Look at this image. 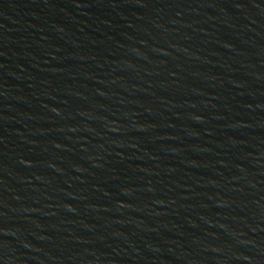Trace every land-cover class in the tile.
I'll list each match as a JSON object with an SVG mask.
<instances>
[{
  "label": "water",
  "instance_id": "1",
  "mask_svg": "<svg viewBox=\"0 0 264 264\" xmlns=\"http://www.w3.org/2000/svg\"><path fill=\"white\" fill-rule=\"evenodd\" d=\"M0 264H264V0H0Z\"/></svg>",
  "mask_w": 264,
  "mask_h": 264
}]
</instances>
